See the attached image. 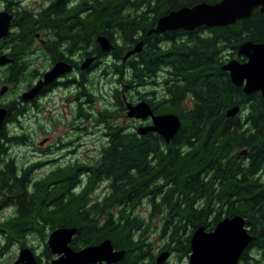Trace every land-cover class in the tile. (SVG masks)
<instances>
[{
    "label": "trees",
    "instance_id": "1",
    "mask_svg": "<svg viewBox=\"0 0 264 264\" xmlns=\"http://www.w3.org/2000/svg\"><path fill=\"white\" fill-rule=\"evenodd\" d=\"M195 1L198 0L159 2L167 11ZM110 8L113 10L109 6L99 7L81 22L76 19L82 36L93 29L115 24L117 17L109 14ZM57 22L62 32L71 31V22L61 17ZM128 23L127 32L132 36L135 26L133 21ZM152 23L149 21L147 27ZM123 25L126 29L127 25ZM195 40L196 47L190 54L186 44L173 49L176 52L174 80L166 83L170 98L156 104L160 112L171 111L182 119L181 129L169 143L157 133L140 135L112 121L117 113L125 110L120 95L123 92L116 88L112 96L120 111L99 113L98 120L106 123L112 144L101 162L78 167L66 165L47 176L33 178L29 177L32 167L18 169L13 162L5 160L0 169L1 187L4 193L14 189L19 193L18 217L0 227L7 240L5 248L13 241L26 246L25 237L32 232L44 233L45 227L53 230L75 226L78 232L73 239L74 248L110 238L116 248L127 251L120 264H138L131 257L133 240L137 237L134 234L141 225L134 210L141 199L150 194V188L157 187L153 197L155 193H162L158 205L171 220L163 229L169 247L174 245L180 254L188 253L191 232L195 228L204 225L207 230H213L224 217L241 214L246 218L253 240L240 264H264V181L257 176L264 169V97L261 93L247 95L242 87L235 85L230 73L222 69L224 61H220L219 54L221 48H226L227 56L244 61L245 58L237 56L238 45L246 40L264 41V12L255 8L250 17L226 27L212 28L210 37ZM117 70L116 67L115 73ZM120 70L119 81H124L123 68ZM158 70L153 61H148L147 66L131 68L128 83L139 93V87L150 83ZM127 86L124 84L125 90ZM187 102L191 103L189 107L184 106ZM235 105L241 106L240 112L229 117L227 110ZM7 113L8 120H16L17 116L10 110ZM6 138L3 124L0 147L4 154ZM14 138L17 142L25 140L24 135ZM245 148L249 150L248 160L239 154ZM80 171L89 173L91 184L96 177H110L112 194L99 203H92L94 188L91 184L81 193L73 191ZM122 204H130L131 210L126 216L124 209L114 210L116 206L123 207ZM45 251L47 261L54 258L47 244Z\"/></svg>",
    "mask_w": 264,
    "mask_h": 264
},
{
    "label": "flooded vegetation",
    "instance_id": "2",
    "mask_svg": "<svg viewBox=\"0 0 264 264\" xmlns=\"http://www.w3.org/2000/svg\"><path fill=\"white\" fill-rule=\"evenodd\" d=\"M159 1L160 0H0V32H2L0 33V60L4 61L0 63V106L6 108L8 111L10 110L12 114L17 116L16 120L10 121L8 120L9 118L7 119V113L3 121L7 138L4 140V147L6 148L5 154L1 153L0 147V169L3 167L5 160L13 162V165L18 168L16 165L17 157L11 153L13 146L32 142L31 139L27 141L26 138L23 142H17L14 137L19 135L14 134L11 130L15 125L25 127V125L22 124L23 117H33V121L38 123L36 125H39L42 122L40 116H53L54 113L70 114L73 120L70 124L65 123V125H70L71 128L75 130L82 128V126L78 124L79 119L93 117L97 102V94L95 93L96 89L95 84L92 82V77L95 71L99 69L103 70L102 72L107 78H111L112 76L113 89L119 88V90L123 92L120 95L122 96L121 100L125 104V110L123 111L125 112V116H127L128 111L126 106L127 102L137 103L140 101L148 102L157 115L174 113L171 111L160 112L161 109L156 105L163 102L165 103V101L170 98L166 83L174 80L172 71L176 61V58L173 57L174 55L176 56V52L175 50L173 51V49H178L180 44H186L190 54L191 51H194V47H196L195 38L210 37L212 35V28L226 26L209 27L200 25L194 29L176 28L156 32L155 29L157 28L160 18L184 6L192 7L196 4L207 2L205 0H198L191 5L183 4L165 11L164 5L160 4ZM105 6L112 7L113 10L110 8L108 12L110 15L117 17V22H114L115 24L111 23L105 25V27L100 29H93L90 34L87 33L85 36H82L81 26L77 23L78 20L76 21V19H79L80 22L86 20L89 14L95 12L99 7ZM258 9L260 8L258 7ZM58 17H61L65 22H71L72 28L69 33H64L57 27ZM131 21H133V27L135 26L132 36L127 32L129 31L128 25L130 24L128 22ZM149 21H153V23L150 27H147ZM123 24L127 25L126 29ZM101 39H107L110 47L108 48L106 45L105 46L108 49H105L106 47L104 48ZM219 52L220 61H224L222 66L232 59V57L227 56L226 48H221ZM237 56H240L238 54V49ZM240 57L245 58L244 56ZM148 61L149 63H152V61L155 62L159 70L150 83L139 87L140 101L135 102L136 99L132 98V92L136 90L135 88L132 89L130 83H128L131 81V68L144 65L147 66ZM60 66L70 67V70L62 72L52 82L35 90V88L46 79L49 72ZM116 67L118 69L117 73H115ZM121 68H123V73L125 75L124 81H119ZM126 83L128 86L125 90L123 86L124 84L126 85ZM4 88H6V90L1 94V90ZM140 88L147 89V92L142 93ZM113 89L111 90L112 95ZM15 92L16 94L13 95ZM254 93H261L263 96L261 91ZM9 94L11 95L10 97ZM112 95L110 99L112 103L108 102V104H110V106L113 105L114 109L112 110V108L107 107L102 111L115 113L119 110ZM68 100L71 101V104L67 108V104H63V102ZM85 104L87 106H85ZM71 105L73 107H70ZM190 105V102L184 103L185 107H189ZM119 115L121 114H117V116ZM98 118H96V120H98ZM51 119L57 124L61 123L59 119L56 120L51 117L50 121ZM130 119L136 121L133 127L136 132L140 126H147L153 123L151 116L144 119ZM100 125L104 129L103 136L105 139L101 141V145L98 148V153L95 156L96 162L102 161L105 157L106 149L112 145L106 123L103 121ZM120 126L123 125L120 124ZM124 127H126L127 130H132L131 125ZM148 133L156 132L150 131ZM60 139L61 142H58L55 146L62 151L59 152L54 159L49 161H60L64 158H71L76 167L84 164L82 154L79 157L77 156V150L81 144L76 145V142L79 141L80 136L72 138L67 142L62 141L61 137ZM1 143H3V139H0V144ZM44 143H46V145L49 144L48 151L53 150L50 136L45 137L44 141L41 142L42 145ZM234 151L235 150H233V152ZM248 151L249 150L245 148L241 150L239 154L240 156H244L245 160H248ZM63 166L65 165H57V167L48 172L47 175ZM88 174L89 173L86 172V175L81 178L77 176L75 186L72 188L73 191L81 193L83 190L90 187L89 185L91 182H89L87 177ZM257 176L261 178L260 172ZM262 180L264 181V179ZM112 184L113 181L110 177H96L95 183L91 184L94 188L92 192V203H99L105 200L106 196L111 195L113 190ZM2 185V182H0V227H2L5 222L18 217L16 201L19 193L15 191V189L10 193H4L1 187ZM8 185L10 186L11 183H8ZM96 188H100V192L102 193L93 195ZM156 188L157 187H151L148 192L150 194L144 196L140 203L135 206L134 214L140 217L141 225L134 234V236L137 237L133 240L135 245L132 246V260L138 261V264H168L169 259L177 253L179 257L186 258L188 263L192 248L190 252L180 254L176 246L170 245L169 247L168 236L163 229L165 225L169 226L171 220L168 219L167 213H165L163 207L158 205L161 202L162 193H155V198L153 197V190ZM130 204H122L123 207L120 206V204L116 206L114 210L124 209V216H126L131 210ZM8 208H11L13 213L7 218L1 219V214ZM118 218H120V215ZM195 229L192 232L189 230V233L191 232V237ZM163 234L166 236L165 242L162 241L161 244L155 246V241L159 237L163 239ZM1 235L0 232V236ZM71 246L74 248L73 240ZM115 249L119 248L115 246ZM165 251H170L169 258L165 263H158L159 256ZM2 256L3 252L0 250V260ZM35 256L38 263L41 264L40 256ZM50 261H46L45 264ZM122 261L116 264H120ZM96 264L106 263L99 262Z\"/></svg>",
    "mask_w": 264,
    "mask_h": 264
},
{
    "label": "water",
    "instance_id": "3",
    "mask_svg": "<svg viewBox=\"0 0 264 264\" xmlns=\"http://www.w3.org/2000/svg\"><path fill=\"white\" fill-rule=\"evenodd\" d=\"M258 7L264 12V0H221L217 3L202 2L192 7L184 6L160 18L155 31L176 28L194 29L200 25L228 26L238 20L250 17L253 10ZM101 42L104 48L110 47L107 39H101ZM107 47L105 49H108ZM238 54L244 56L246 60L232 58L222 68L230 73L231 80L235 85L243 87L245 94L251 95L261 91L264 96V41H243L238 45ZM3 62L0 60V63ZM67 70H70V67L54 68L35 90L52 82L59 74ZM5 90L6 88L2 89L1 94ZM126 106L127 116L130 118L152 117L151 125L138 128L137 132L140 135L150 131L156 132L169 143L182 127V119L179 115L175 113L157 115L146 101L127 102ZM240 109V105H235L227 110V115L229 117L236 116ZM6 115L7 109L0 106V126ZM77 232L78 228L75 226H61L49 233L47 246L55 258L47 264H96L99 262L116 264L124 259L126 250L115 249L110 238L104 239L98 244L74 249L71 242ZM252 240L253 235L249 231L246 218L241 214L224 217L211 231H207L206 227L201 225L192 234V252L188 264H240L242 255ZM35 255L30 247H22L13 264H39ZM169 256L170 251L163 252L158 258V263H165Z\"/></svg>",
    "mask_w": 264,
    "mask_h": 264
},
{
    "label": "rangeland",
    "instance_id": "4",
    "mask_svg": "<svg viewBox=\"0 0 264 264\" xmlns=\"http://www.w3.org/2000/svg\"><path fill=\"white\" fill-rule=\"evenodd\" d=\"M229 57H231L229 55ZM234 58V57H232ZM103 70H97L95 71V74H93L92 82L95 84V93L97 94V102L95 111L93 113L92 118H81L78 121V124L82 126L81 129L75 130L74 128H71V126H66L65 123H71L73 120L72 115L65 114V113H54L53 116L44 115L40 116L41 123L39 125H36L38 123L33 121V117H23L22 124L25 125V127H21L19 125H15L14 128L11 130L14 134L17 135H24L26 140L28 141L31 139V143H21L16 144L12 148V154H14L17 157V167L18 169H27L29 167H32L31 172L29 174V177L38 178L42 177L43 175H47L48 172H50L52 169L57 167V165H69V166H75L72 162L71 158H64L60 161H49L54 159L59 152H61V149L56 148V144L58 142H61L60 137L62 138V141L67 142L72 138H76L80 136V139L78 142H76V145H79V148L77 150L79 157L81 154L83 156V163L84 164H93L96 163L95 156L98 153V148L101 145V141L105 139L103 136V127L100 125L101 122L96 120L98 118L99 113L102 112L103 109L109 107L114 109V106L108 104L111 99V90L113 89V82H112V76L111 78H107L103 72ZM1 75V71H0ZM115 78V76H114ZM18 90V89H17ZM140 91L142 93L147 92V89L140 88ZM161 92V91H160ZM13 93V95H15ZM132 95L134 97L135 102L140 101V93L137 91H133ZM11 95L9 94V97ZM112 103V102H110ZM63 104H67L68 106L71 104V101H64ZM188 105V104H186ZM85 106H87L85 104ZM70 107H73L72 105ZM117 110V108L115 107ZM125 112L121 111V114L119 116L116 115L112 121H117L123 126L131 125L132 130H134V125L136 124V121H133L132 119L128 118L124 114ZM53 117L54 119H59L61 123L57 124L56 122H53L52 119L50 121V118ZM53 119V120H54ZM56 125H54V124ZM73 129V130H72ZM50 136L51 145L53 147L52 151H48V145L44 143L41 144L42 141H44L45 137ZM65 152V151H64ZM63 152V153H64ZM75 158V157H74ZM73 158V159H74ZM86 174H83L80 172L78 174V177H83ZM261 178L264 179V169L261 173ZM102 193L100 192V188H96L94 191V194ZM93 198V197H92ZM95 198V197H94ZM13 213V210L11 208H8L5 210L1 215V219L7 218L10 214ZM140 213V212H139ZM157 229V228H155ZM52 230H49L48 227H45L44 233L40 232H32L28 234L25 237V244L27 247H30L33 249V251L40 256L41 264H45L48 260L46 256V244L49 237V233ZM166 236L163 234V239L158 238L154 245L157 246L158 244H161L162 241L165 242ZM6 243V237L5 235L0 236V250L3 252V256L1 257L0 264H13L15 260L17 259L20 249L22 248L21 243L19 241H13L5 248ZM25 247V246H24ZM158 248V247H156ZM53 255V254H52ZM50 261V260H49ZM168 264H188L187 259L183 257H179L177 253L173 255L170 259Z\"/></svg>",
    "mask_w": 264,
    "mask_h": 264
}]
</instances>
